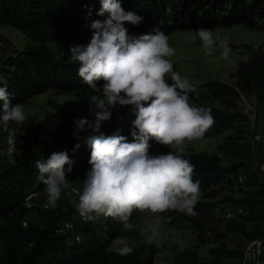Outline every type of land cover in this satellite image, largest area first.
<instances>
[{
	"label": "trees",
	"instance_id": "trees-1",
	"mask_svg": "<svg viewBox=\"0 0 264 264\" xmlns=\"http://www.w3.org/2000/svg\"><path fill=\"white\" fill-rule=\"evenodd\" d=\"M126 11H133L142 20L136 25L125 23L128 34L139 36L155 34L154 29L166 35L174 30H196L200 27L231 26L240 24L248 28L264 30V0H120ZM100 0H0V26H9L19 31L29 44L19 52L0 57V87H6L13 104H23L30 97L55 88L71 93L86 108L92 109L91 97L104 98L102 90L89 88L77 74L78 63L70 61V46L87 45L92 32L90 23L103 21L108 13L97 15ZM228 77L231 83L209 79L202 83L201 103L196 107L211 109L214 124L203 137L225 132L235 125L244 124L246 115L238 109L241 96H251L256 110L264 111V48L249 50L247 58L236 63ZM103 81H97V87ZM49 110L37 121L26 122L25 127L43 132L45 141L23 142L14 149L10 159L0 163V264H153L157 247L151 242L139 239L130 245L133 251L125 256L117 249L108 248L116 236L119 220L104 216V223L81 220L75 223L78 240L66 241L56 232L59 221L74 218V207H26L24 197L30 191H43L37 160L46 161L52 153L66 151L73 161L72 171H66V178H79L81 186L89 164L90 147L87 137L103 134H119L132 141L129 129L134 116L130 106L110 108L111 118L101 125L100 132L91 130L74 137V120L81 118L73 111L64 109L53 100H48ZM2 103V102H0ZM23 127H21L22 129ZM238 135L225 134L217 145V152L233 153ZM150 148L160 144L148 141ZM79 148L73 152V148ZM218 153L208 154L189 150L180 153L195 166L192 178L200 182V195L194 206L195 214L179 211L157 213L173 223L178 218L186 220L194 232L197 242L208 240L213 245L207 250V259H200L196 247L184 248L172 255V264H222L242 256L239 244L228 247L225 234L215 227L223 218H214L212 209L219 203L234 201L242 212L226 217L224 229L243 233L247 240L257 239L259 251L254 261L264 264V214L255 210V199L246 196L241 200L223 196L212 201L215 192L212 187L219 184L231 185L236 178L239 163L222 164ZM6 157V156H5ZM3 158L0 157V159ZM240 164V165H239ZM65 170L69 167L65 165ZM243 179V187L251 190L253 178ZM72 203V202H71ZM236 208V207H235ZM141 211H133L129 221ZM25 218L26 224L20 221ZM260 221L258 229L247 230L245 223ZM126 233V232H123Z\"/></svg>",
	"mask_w": 264,
	"mask_h": 264
},
{
	"label": "clouds",
	"instance_id": "clouds-1",
	"mask_svg": "<svg viewBox=\"0 0 264 264\" xmlns=\"http://www.w3.org/2000/svg\"><path fill=\"white\" fill-rule=\"evenodd\" d=\"M97 15L108 13L105 20L90 23L92 36L87 45L70 46V61L78 63V76L93 90H102L104 98L91 97L93 120L76 118L74 137L91 130L100 132L101 122L111 118L112 107L130 106L129 129L132 141L120 135L103 134L87 137L91 169L85 174L82 192L78 193L77 211L86 220L99 216L119 220L131 230L129 218L133 211L163 213L179 211L195 214L194 206L200 195V182L193 180L195 166L173 151L150 154V139L165 146L179 148L186 140L203 137L214 124L210 108L189 103L194 86L173 70L167 59L175 54L168 36L157 29L155 34L130 36L125 23L136 25L142 17L122 8L120 0H100ZM207 54L221 49L227 60L231 48L228 38L212 29L195 30ZM169 80L171 82H169ZM97 81L103 83L97 87ZM0 124L8 133V152L16 147V135L9 131V122L20 125L27 119L21 104H13L6 87H0ZM76 144L73 152L79 148ZM73 161L66 151L52 153L46 161L37 160L35 168L45 186L48 205L55 207L61 195V185L67 187L66 171L71 172ZM65 165L69 167L65 170ZM94 214V215H93ZM157 235L152 229V237ZM118 254L125 256L133 249L127 241L116 238Z\"/></svg>",
	"mask_w": 264,
	"mask_h": 264
},
{
	"label": "rangeland",
	"instance_id": "rangeland-1",
	"mask_svg": "<svg viewBox=\"0 0 264 264\" xmlns=\"http://www.w3.org/2000/svg\"><path fill=\"white\" fill-rule=\"evenodd\" d=\"M207 28L212 29L222 38L225 36L228 38L231 52L227 60L221 58V49H214L213 54L209 56L196 35L195 30H174L167 34L169 46L175 49V54L167 57V59L172 62L173 70L178 72L182 78H186L194 86L195 91L189 94V103L195 107L202 102L203 89L201 85L204 81L215 79L231 83L232 80H230L228 74L234 70L236 63L240 60H245L249 50L256 47L264 48V30L248 28L240 24L226 27L211 26ZM27 44H29L28 40L19 31L9 26H0V57L11 52H19ZM169 82L171 81L169 80ZM48 100L55 101L64 109L73 111L81 118L88 120L94 119L92 111L86 108L71 93L55 88L47 89L44 92L30 97L25 103L21 104L27 117L23 124L18 125L15 122H9V131H14L17 137L15 141L16 150L23 145V142L31 144L34 141L40 142L46 140L47 137L43 132L36 131L32 128L28 129L25 125L28 120H31L32 123L39 120L49 110ZM238 109L246 115L244 124H237L231 129L219 134L192 141L186 140L179 148L175 145H158L151 148L149 153L153 155L167 154L173 151L180 154L192 150L214 154L218 153L216 147L225 134L231 133L238 135L239 139L235 140L233 153H229V151L218 153L220 161L224 165L242 162V165L236 170V176L240 175L245 180L250 177L253 178L255 186L251 190H248V185H246L247 187L243 190L242 188L232 189V184H219L211 188L215 192V196L211 200L219 201L223 196H228L237 201L246 196H253L255 199V210L264 214V182L262 181L264 173L260 172L257 168L259 162H264V148H260L251 138L254 134L264 132V111L254 108L251 96H241ZM104 124H107V122H101V125ZM21 127L23 128L21 129ZM7 136L8 133L3 130V125L0 124V150L4 151L3 154H0V157L3 156L0 159V163L10 159V154H6L7 152H5L9 148ZM233 178L231 181L234 180ZM82 189L83 187L81 186L79 178L68 179L66 188L61 185V195L56 201L55 207H65L67 205L74 207L78 196L73 194V191L80 193ZM32 202L35 205L48 204L46 191H38L33 197ZM235 207H237V204L234 201H227L217 204L212 209L214 218H223L221 224H212L225 234L224 239L227 246L235 247L237 243L242 248L241 257L222 261V264H261L248 257L246 247L250 240H247L243 233L233 231L232 229H224L226 225L224 213L228 210H234ZM240 212L243 213V210ZM77 213L74 208L73 216L77 215ZM97 219L100 223H104L103 215ZM128 222L132 224V229H126L123 224H120L116 228V236L109 243L108 248L118 249L120 247V245L115 243L116 238L125 239L128 246L133 245L137 240L136 237L134 238V235H131V232L135 230L140 240L151 242L157 247L153 264H172V255L175 252L193 246L196 247L200 259H207V250L213 245L206 239L202 242H197L189 223L182 218H178L173 223H169L166 218L146 210L140 212ZM245 226L247 230L258 229L262 226V223L260 221L246 222ZM153 228L156 230L157 235L149 239L152 236Z\"/></svg>",
	"mask_w": 264,
	"mask_h": 264
},
{
	"label": "built area",
	"instance_id": "built-area-1",
	"mask_svg": "<svg viewBox=\"0 0 264 264\" xmlns=\"http://www.w3.org/2000/svg\"><path fill=\"white\" fill-rule=\"evenodd\" d=\"M252 141L255 142L260 148H264V132L261 134H254L252 135ZM4 151L0 150V154H3ZM7 152L6 154H11L8 152V149L5 151ZM258 170L262 173H264V162H259L257 166ZM262 181L264 182V174L262 176ZM239 187H243V179L240 175H237L236 178L234 179L231 188L232 189H237ZM37 192L35 191H30L26 194L24 197V205L26 207L30 206H35V204L32 202L33 197L36 195ZM79 192L73 191V194H76L78 196ZM77 203H78V198L75 201L74 208L77 211ZM47 204H39L36 206L42 207V208H53L52 206ZM235 211L239 212L241 209L239 207H236L234 210H228L224 213L225 217H232L234 216ZM78 212V211H77ZM77 221L84 220L83 217L80 216L79 212L77 215L74 216V218H63L59 221L57 227H56V232L62 234L66 241H72V240H78L79 235L75 230V223ZM20 224L24 226L26 224V219L23 218L20 221ZM246 249L248 250V257L251 259H255L256 253L259 251V241L257 239H252L248 242Z\"/></svg>",
	"mask_w": 264,
	"mask_h": 264
}]
</instances>
